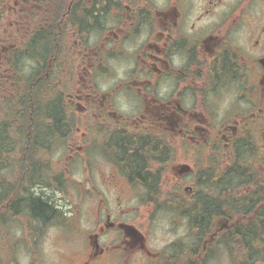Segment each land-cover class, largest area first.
<instances>
[{
	"label": "flooded vegetation",
	"instance_id": "flooded-vegetation-1",
	"mask_svg": "<svg viewBox=\"0 0 264 264\" xmlns=\"http://www.w3.org/2000/svg\"><path fill=\"white\" fill-rule=\"evenodd\" d=\"M262 188L264 0H0V264L17 234L25 264H210L224 247L241 264L242 197ZM200 195H234L232 222L193 224ZM172 211L185 229L157 246Z\"/></svg>",
	"mask_w": 264,
	"mask_h": 264
},
{
	"label": "trees",
	"instance_id": "trees-1",
	"mask_svg": "<svg viewBox=\"0 0 264 264\" xmlns=\"http://www.w3.org/2000/svg\"><path fill=\"white\" fill-rule=\"evenodd\" d=\"M58 108V104L55 103L49 108V112L57 113ZM262 191L264 192V188H262ZM200 196L204 197V209L197 210L192 219L193 224L199 225L206 222L210 226L212 224V218L215 216H223L232 222V200L234 195ZM222 198L224 199L222 200ZM243 200L245 202L240 205L242 208L241 212H243L241 215L245 213L246 215L244 216H247V218L245 220L241 219V224L237 227L242 241V248L240 249L241 254L253 258V260H246L241 264H254L264 258V247L262 245L260 247L255 245V243H258L257 239H263L264 237V195H244L242 197ZM221 205L223 206V210H221ZM259 205L261 206L258 207ZM32 207L35 215H44L46 212V206L39 201L33 200Z\"/></svg>",
	"mask_w": 264,
	"mask_h": 264
},
{
	"label": "rangeland",
	"instance_id": "rangeland-1",
	"mask_svg": "<svg viewBox=\"0 0 264 264\" xmlns=\"http://www.w3.org/2000/svg\"><path fill=\"white\" fill-rule=\"evenodd\" d=\"M80 171L82 172V175L79 173L77 175V177L79 179L84 180V178L87 176V174L86 173L83 174L84 164H82V163L80 164ZM85 183H87V182H85ZM85 185H87V184H85ZM64 192H68L69 194H72V195H67V196L63 195L64 210L66 212H68L69 214L74 213V209L72 207H70L71 205L69 203V200H75V201L79 200L78 195H80V194L78 193V189L76 188L75 184L69 183L65 186ZM70 209H72V210H70ZM173 213H177V212H174V211H172V213L171 212H161L160 215L158 216L157 220L152 224V232H153V239L155 240V245H157V246L167 245V243L170 240L175 238L177 233L180 234L185 229V224H184L185 222L183 221V219L179 218V216H177ZM78 214H80L81 216H84V217H88L89 212H87L85 210L83 211L82 208H80V212ZM81 216H79V217L81 218ZM64 218H66V216ZM67 218H71L70 220H72L71 214L69 216H67ZM70 220H65L63 222V227L65 229H67L65 224H69ZM177 220L179 221L178 224L176 222ZM16 231L18 232L19 230L17 229ZM64 233H65V231H64ZM79 236H80V232H79ZM50 237L51 236H50L49 232H47L43 235V238H42V249H43L42 251L45 254V258H47V259L49 256L51 258L53 257L52 245L55 243L54 241H50ZM70 240L71 239H69V241ZM58 244L62 245L63 247H67L68 241L65 238H63L58 242ZM234 252H235L234 249L232 250L231 248H226V247L219 248L217 250V252L211 253V255L213 256V259H215V261L211 262L210 264H231V261H232L231 258L234 255ZM238 255H240V256L243 255V254H241L240 249L238 251ZM14 257L16 260L15 264H25L27 257H28L27 253L23 250L22 240L18 234L16 235Z\"/></svg>",
	"mask_w": 264,
	"mask_h": 264
},
{
	"label": "water",
	"instance_id": "water-1",
	"mask_svg": "<svg viewBox=\"0 0 264 264\" xmlns=\"http://www.w3.org/2000/svg\"><path fill=\"white\" fill-rule=\"evenodd\" d=\"M188 167L189 166H187V165H183V170H187Z\"/></svg>",
	"mask_w": 264,
	"mask_h": 264
}]
</instances>
